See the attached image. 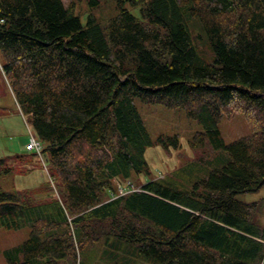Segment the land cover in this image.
Returning a JSON list of instances; mask_svg holds the SVG:
<instances>
[{"label": "trees", "instance_id": "1", "mask_svg": "<svg viewBox=\"0 0 264 264\" xmlns=\"http://www.w3.org/2000/svg\"><path fill=\"white\" fill-rule=\"evenodd\" d=\"M114 2V16L90 11L84 22L63 0H0V77L43 144L48 175L0 187V227L31 229L9 263L264 264L259 202L236 198L264 185V0ZM136 99L197 120V158L153 175L147 149L171 153L181 138L154 139ZM234 113L251 133L227 144L219 124ZM23 156L39 157H8ZM117 181L140 190L121 193Z\"/></svg>", "mask_w": 264, "mask_h": 264}, {"label": "rangeland", "instance_id": "2", "mask_svg": "<svg viewBox=\"0 0 264 264\" xmlns=\"http://www.w3.org/2000/svg\"><path fill=\"white\" fill-rule=\"evenodd\" d=\"M68 6L74 3L75 11L82 15L85 22L88 12H93L101 21L117 13L114 0H99L97 6H90V0H63ZM138 17H141L139 7H129ZM192 35L195 40L198 53L207 61L212 62L215 58L214 51L206 39L205 31L199 19L189 21ZM137 107L145 121L147 129L155 139L160 135L180 134L181 146L177 150L168 153L161 146H152L147 149V159L152 174L165 176L168 172L183 166L190 162L202 151H194L190 140L192 135L201 130V124L192 118H189L184 109H172L161 104H147L140 99H136ZM219 128L225 142L232 141L247 136L251 133V128L242 113H234L231 117H224ZM33 131L28 124L26 117L21 113L17 102L4 78L0 77V158H5L4 167H11L12 170L0 175V187L6 191L15 189L32 188L40 185L47 179V169L42 167L43 160L40 157L23 156L19 158L8 157L16 152L10 151L11 143L20 144L23 150V144H30V135ZM24 138V139H23ZM23 139L20 143V140ZM17 150V149H16ZM24 153V151H23ZM141 183L149 180L148 175H141L135 179ZM127 182L117 181L121 188L128 185ZM137 188V186H135ZM236 198L248 203L259 202L257 217L264 225V185L256 191L236 194ZM31 229L28 226L19 229H9L0 227V264H10L6 252L8 250L20 247L25 240L30 237ZM20 257V256H19ZM18 260V258H16Z\"/></svg>", "mask_w": 264, "mask_h": 264}, {"label": "built area", "instance_id": "3", "mask_svg": "<svg viewBox=\"0 0 264 264\" xmlns=\"http://www.w3.org/2000/svg\"><path fill=\"white\" fill-rule=\"evenodd\" d=\"M31 143L25 145V151L41 153L43 144L34 136L30 138ZM123 191V189H121Z\"/></svg>", "mask_w": 264, "mask_h": 264}, {"label": "crops", "instance_id": "4", "mask_svg": "<svg viewBox=\"0 0 264 264\" xmlns=\"http://www.w3.org/2000/svg\"><path fill=\"white\" fill-rule=\"evenodd\" d=\"M23 139L20 140V143H21V141ZM23 147H24V144H23ZM9 149H10V151L16 152V154L17 153H23V151H24V149L23 150L20 149V144L19 143L18 144L11 143V145L9 146Z\"/></svg>", "mask_w": 264, "mask_h": 264}]
</instances>
